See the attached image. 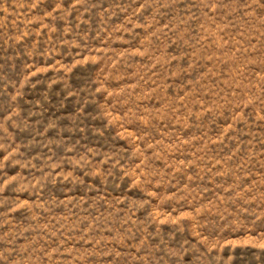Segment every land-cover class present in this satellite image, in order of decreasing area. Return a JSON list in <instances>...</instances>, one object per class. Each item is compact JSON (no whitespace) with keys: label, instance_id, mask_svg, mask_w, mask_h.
Segmentation results:
<instances>
[{"label":"rangeland","instance_id":"374dc122","mask_svg":"<svg viewBox=\"0 0 264 264\" xmlns=\"http://www.w3.org/2000/svg\"><path fill=\"white\" fill-rule=\"evenodd\" d=\"M0 264H264V0H0Z\"/></svg>","mask_w":264,"mask_h":264}]
</instances>
